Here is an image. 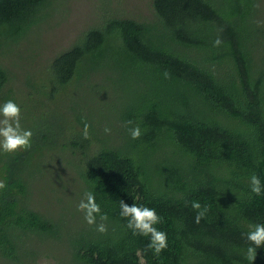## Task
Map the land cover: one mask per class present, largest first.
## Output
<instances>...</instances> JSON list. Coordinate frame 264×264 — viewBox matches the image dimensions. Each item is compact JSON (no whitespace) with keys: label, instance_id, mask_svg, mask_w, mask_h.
I'll return each instance as SVG.
<instances>
[{"label":"trees","instance_id":"16d2710c","mask_svg":"<svg viewBox=\"0 0 264 264\" xmlns=\"http://www.w3.org/2000/svg\"><path fill=\"white\" fill-rule=\"evenodd\" d=\"M55 1L0 0V54L41 24ZM152 8L154 21L114 15L84 31L41 78L27 80L29 97L10 86L0 63V105H19L21 126L32 133L54 112L52 103L63 106L61 93L69 102L79 94L61 111L66 121L55 135L52 127L32 136L27 150L0 151V258L35 262L39 244L53 239L63 245L60 264H250L244 234L264 223V191L257 196L249 185L252 174L264 185L261 0H152ZM90 76L117 85L118 103L108 104L107 115L121 124L118 143L100 126L103 112H82L93 80L80 79ZM85 124L88 139L79 129ZM137 125L141 136L132 139L128 129ZM53 151L78 169L81 194L95 195L108 216L106 233L83 214L71 225L29 204ZM120 200L161 217L155 227L167 233L168 247L159 256L147 248L148 237L127 228ZM193 201L209 208L199 224ZM253 264H264V247Z\"/></svg>","mask_w":264,"mask_h":264},{"label":"rangeland","instance_id":"374dc122","mask_svg":"<svg viewBox=\"0 0 264 264\" xmlns=\"http://www.w3.org/2000/svg\"><path fill=\"white\" fill-rule=\"evenodd\" d=\"M261 6L262 12L258 20L263 23L264 0H261ZM48 13V17L13 47L11 52L0 54V63L11 73L10 86L15 89L19 87L21 95L26 97H29L31 92L27 80L41 78L47 69L48 62L73 45L87 29L100 26L104 20L114 15L141 21L156 19L152 0H56ZM80 80H93L84 95L83 105L81 104L82 112L88 117L90 114L98 117L97 113L103 112L105 116L100 126L107 125V128L111 130V141L118 143L121 139V128L118 131V127L121 124L116 119L112 121V116L107 115L110 112L108 104L114 101L118 103V93L115 89L117 85L109 80H97L94 76ZM64 94L65 92L58 97L62 99L63 106L52 103L55 105L54 112L47 115L46 121L43 118L40 119L41 123L38 128H34L33 137L49 132L52 127V133L55 135L56 125L66 121L65 113L61 115V111L64 108L68 109L79 98V94L69 95L73 102H69L67 98L65 100ZM69 111L75 113L76 110ZM94 122H97V118H94ZM111 124L112 127H110ZM79 129L83 130L81 127ZM66 155L72 158L71 153ZM42 169V173L32 183L29 204L42 214L55 218L63 216L70 224L76 220L78 223L83 214L78 211L79 201L83 198L81 194L83 182L78 169L55 156V151L50 152ZM60 243L49 239L43 246L40 247L39 244V254L35 262L24 260L19 263L0 258V264H60L61 250L59 248L62 245ZM62 252L65 253L63 249Z\"/></svg>","mask_w":264,"mask_h":264},{"label":"clouds","instance_id":"9594fccd","mask_svg":"<svg viewBox=\"0 0 264 264\" xmlns=\"http://www.w3.org/2000/svg\"><path fill=\"white\" fill-rule=\"evenodd\" d=\"M222 41L217 38L214 46H220ZM169 73L165 71V78L169 77ZM128 125H132L131 120L127 121ZM89 125L85 124L83 129V137L88 139ZM105 133H110L109 128L104 129ZM132 139H138L141 136L140 127L134 126L128 129ZM32 131L21 126V109L14 101L8 100L0 105V151L6 153L16 152L21 149L27 150L31 147ZM251 192L259 196L264 191V185L256 174H252L249 178ZM6 187L3 181H0V189ZM191 207L196 211L195 223L199 224L209 211L207 205L202 206L198 201H193ZM120 216L127 220V228L132 231L133 235H140L149 238L147 248L151 249L157 256L168 247L167 233L159 230L155 225L161 222V217L154 208L148 206L137 205L132 203L129 205L124 200L119 201ZM78 211L83 213V218L88 225H95L96 231L100 233L107 232L105 221L108 220L107 214L101 212L100 205L96 202L95 195L86 191L83 198L79 201ZM99 217V223H97ZM249 246L246 250V258L253 264L257 256V249L264 247V223L249 225V230L244 234ZM139 255V253H138Z\"/></svg>","mask_w":264,"mask_h":264}]
</instances>
